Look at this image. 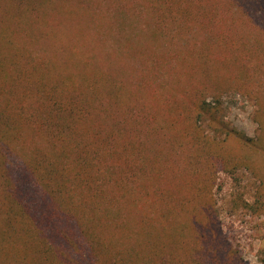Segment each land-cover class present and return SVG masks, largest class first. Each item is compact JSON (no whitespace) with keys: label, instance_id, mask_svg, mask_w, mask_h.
<instances>
[{"label":"trees","instance_id":"obj_1","mask_svg":"<svg viewBox=\"0 0 264 264\" xmlns=\"http://www.w3.org/2000/svg\"><path fill=\"white\" fill-rule=\"evenodd\" d=\"M246 1L0 0V18L19 25L14 37L0 19V264H86L84 252L96 264H128L103 231L114 213L125 232L133 184L169 159L200 174L190 194L212 208L208 159L236 138L217 141L204 122L228 91L264 88L255 62L264 60V29L250 21L251 3L264 0Z\"/></svg>","mask_w":264,"mask_h":264},{"label":"rangeland","instance_id":"obj_2","mask_svg":"<svg viewBox=\"0 0 264 264\" xmlns=\"http://www.w3.org/2000/svg\"><path fill=\"white\" fill-rule=\"evenodd\" d=\"M250 2L251 0L245 3V6ZM221 4L227 2L219 3L220 8ZM250 10L253 14L251 23L256 28L264 29V6H253L251 3ZM28 17L27 14L23 16V21L26 22ZM2 18L4 22H8L3 23V26L10 28L8 32L17 37L18 32L12 31L17 29L16 19L12 20L6 15ZM263 36L264 32H261L262 40ZM254 38H259V35L256 34ZM181 39L183 38L176 41ZM218 41L220 43V39ZM222 52L219 46L214 48L211 56L215 63L212 68L216 66V60ZM229 59L232 61V56ZM173 61L178 69L183 67L176 56ZM255 62L261 72H264L260 67H264V60L258 58ZM198 67H195L197 73ZM184 70L187 68L184 67ZM186 76L187 74L183 80L187 82ZM171 80L173 81L172 78ZM260 85L262 83H258L257 89L254 88L255 92L250 95L228 91L217 102L220 111L217 110V114L210 117L215 119L214 122H210V118L204 122L206 132L217 141L224 140L228 133L237 139L230 138V148L220 151L224 158H231L229 164L225 162V166H221L217 159L221 156L208 159L210 161L206 168L214 185L212 198L208 196L206 201L210 202L212 208L205 210L203 196L199 193L190 194L192 184H198L201 188L200 174L194 175L189 169H185L184 164L177 165L172 159L165 164L160 160V175L142 177L133 184L135 204L124 218L129 223L124 230L130 240L126 239L123 230L121 232L116 228L119 222L117 220H120L119 214L116 218L114 213L111 215V227H105L103 231L104 239L112 246L113 256H120V252H124L121 257H127L128 264H168L166 261L170 264H261V252L264 251V88ZM156 86L158 82H155L153 89ZM209 99L212 100L211 97ZM240 135H244L246 139L243 137L240 140ZM144 152L150 156L158 154L153 148L152 151L146 148ZM244 158L247 164L235 165L237 160ZM129 161L135 163L134 171L137 172L139 168L136 163L139 161L135 154L130 156ZM190 169L193 170L191 166ZM184 194L192 201L182 204L180 198ZM50 203L55 204L52 201ZM191 214L200 221L197 226L188 224ZM62 218L68 220L65 216ZM62 228L65 226L62 225ZM150 238L157 240L152 241ZM14 246L17 250L20 249L18 244L15 243ZM60 252L63 256L66 255L64 251ZM85 253L86 264H96ZM64 258L63 264H75L70 263L67 257ZM103 258L106 257L101 253L99 262Z\"/></svg>","mask_w":264,"mask_h":264}]
</instances>
